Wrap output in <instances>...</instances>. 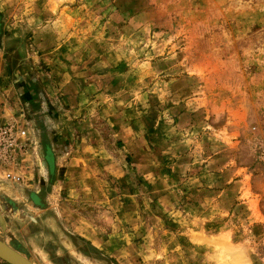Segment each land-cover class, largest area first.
I'll use <instances>...</instances> for the list:
<instances>
[{
	"label": "rangeland",
	"instance_id": "obj_1",
	"mask_svg": "<svg viewBox=\"0 0 264 264\" xmlns=\"http://www.w3.org/2000/svg\"><path fill=\"white\" fill-rule=\"evenodd\" d=\"M64 67L65 154L102 140L65 264H264V0H0V180L51 203Z\"/></svg>",
	"mask_w": 264,
	"mask_h": 264
},
{
	"label": "crops",
	"instance_id": "obj_2",
	"mask_svg": "<svg viewBox=\"0 0 264 264\" xmlns=\"http://www.w3.org/2000/svg\"><path fill=\"white\" fill-rule=\"evenodd\" d=\"M63 69L54 77L53 91L57 95L55 99L59 108L53 114L52 124L47 129L50 144L46 148L48 156L43 158L50 178L48 186L63 190L62 200L51 203L49 193L45 192L41 186L43 182L39 180L31 185L33 190L24 188L23 184L15 186L0 180L3 204L8 206L7 209L0 208L5 231L8 233L4 235L1 232L6 238L2 241L8 244L16 241L24 252L21 253L33 264H65V243L73 244L76 241L74 237H77L66 229L65 209H71L65 205V201L76 202L79 207V203L92 200L96 181L93 169L101 159L95 156L83 157L81 154L82 150L97 151L98 155L101 153V134L92 128L86 133V141L82 140L75 151L65 154V67ZM65 195L76 199H65ZM26 196L32 203L25 199Z\"/></svg>",
	"mask_w": 264,
	"mask_h": 264
},
{
	"label": "water",
	"instance_id": "obj_3",
	"mask_svg": "<svg viewBox=\"0 0 264 264\" xmlns=\"http://www.w3.org/2000/svg\"><path fill=\"white\" fill-rule=\"evenodd\" d=\"M1 191H2V185H0V192ZM3 201H4V197L0 193V208L7 209L8 206H5L3 204ZM0 231L4 235H8L7 231H5V227L1 215H0ZM0 260L6 264H33L26 256L14 250L8 243H5L1 240H0Z\"/></svg>",
	"mask_w": 264,
	"mask_h": 264
},
{
	"label": "built area",
	"instance_id": "obj_4",
	"mask_svg": "<svg viewBox=\"0 0 264 264\" xmlns=\"http://www.w3.org/2000/svg\"><path fill=\"white\" fill-rule=\"evenodd\" d=\"M17 133L15 132V130H13L11 127L9 126H0V151L5 149V152L9 150H11V148L13 147V143L15 140V135ZM20 136L24 135L23 131L19 132ZM6 155H8L6 153ZM10 154L8 155L7 158L10 159ZM4 162L7 161L6 158L3 159ZM8 162V161H7ZM9 174L5 175V178H9ZM10 178H14V177H10Z\"/></svg>",
	"mask_w": 264,
	"mask_h": 264
},
{
	"label": "flooded vegetation",
	"instance_id": "obj_5",
	"mask_svg": "<svg viewBox=\"0 0 264 264\" xmlns=\"http://www.w3.org/2000/svg\"><path fill=\"white\" fill-rule=\"evenodd\" d=\"M2 241V240H1ZM9 245H11V247L14 249V250H16V251H18V252H23L22 251V248L20 247V245L16 242V241H11L10 242V244ZM24 253V252H23ZM23 255V254H22Z\"/></svg>",
	"mask_w": 264,
	"mask_h": 264
}]
</instances>
